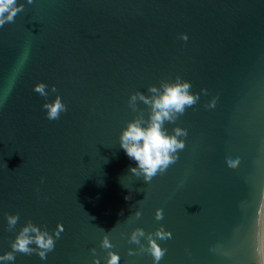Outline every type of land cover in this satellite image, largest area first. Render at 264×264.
Segmentation results:
<instances>
[{
    "label": "water",
    "instance_id": "obj_1",
    "mask_svg": "<svg viewBox=\"0 0 264 264\" xmlns=\"http://www.w3.org/2000/svg\"><path fill=\"white\" fill-rule=\"evenodd\" d=\"M177 76L200 100L164 123L187 132V151L145 182L118 140L150 112L139 98L130 108L129 93L151 96L148 85ZM37 81L66 104L58 119L45 116ZM261 190L264 0H34L0 28V252L29 220L62 225L45 260L17 252L14 264H104L103 231L119 264H154L129 255L135 227L173 238L160 245L164 264H253ZM5 213L18 215L15 229Z\"/></svg>",
    "mask_w": 264,
    "mask_h": 264
},
{
    "label": "clouds",
    "instance_id": "obj_2",
    "mask_svg": "<svg viewBox=\"0 0 264 264\" xmlns=\"http://www.w3.org/2000/svg\"><path fill=\"white\" fill-rule=\"evenodd\" d=\"M25 3L31 5L34 0H0V28L6 23H11L17 13L23 11ZM181 40H187L186 33L179 34ZM189 81L181 79L179 76L172 80H163L159 86L148 85L151 96H145L136 91L129 93L128 105L135 108V102L139 98L150 108L147 119L134 117L128 120L119 132V145L125 155L135 161V166H130L129 171L138 177H142L145 182H150L154 176L164 173L170 165H174L186 153V143L189 140L187 132L179 126H175L171 131L164 127L165 121L173 123L179 115L185 112L195 111L200 100L190 91ZM56 93L55 85H46L42 81H37L33 85V90L43 96L44 102L41 107L45 110V116L49 120L58 119L60 114L67 111V106L62 102L59 94L54 99L49 100V91ZM205 99L207 95L205 94ZM215 111V108L212 109ZM237 160L231 158L226 160L229 167H235ZM43 181V177H41ZM127 199V197H126ZM136 217L141 215L137 209L134 212ZM154 218L161 223L164 221L162 210L158 207L154 211ZM8 229H15L19 217L16 213H5ZM62 225L58 224L51 233L47 228L41 227L31 220L19 227L14 238L10 241V249L0 252V264H9L15 261V253L24 254L36 253L41 260L47 258V253L55 246V239L59 237ZM108 233V232H107ZM103 231L100 238V246L108 249L104 259V264H119V253L112 251V244L109 236ZM141 237L146 240L142 243ZM128 240L139 249L129 248V255L135 251L142 250L149 253L154 264H164L167 254L164 253L160 245L168 246L173 243V238L160 228L153 232L145 233L143 228L135 227L128 233ZM253 264H264V190H261L258 205L255 209L253 221ZM34 245V246H33ZM94 252L95 249H92ZM93 264H100V260L93 256Z\"/></svg>",
    "mask_w": 264,
    "mask_h": 264
}]
</instances>
